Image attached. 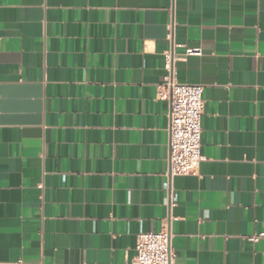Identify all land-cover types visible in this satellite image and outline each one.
Here are the masks:
<instances>
[{
	"label": "crops",
	"instance_id": "crops-1",
	"mask_svg": "<svg viewBox=\"0 0 264 264\" xmlns=\"http://www.w3.org/2000/svg\"><path fill=\"white\" fill-rule=\"evenodd\" d=\"M173 46L205 159L169 177ZM162 230L175 264H264V0H0V264H128Z\"/></svg>",
	"mask_w": 264,
	"mask_h": 264
},
{
	"label": "built area",
	"instance_id": "built-area-1",
	"mask_svg": "<svg viewBox=\"0 0 264 264\" xmlns=\"http://www.w3.org/2000/svg\"><path fill=\"white\" fill-rule=\"evenodd\" d=\"M183 46V45H175ZM200 47H186L185 56L201 55ZM176 56L174 46L165 52V68L168 73L160 92L169 101V169L168 176L187 175L199 170L205 159L202 152V119L205 114L204 86L200 84L181 83L175 79ZM169 189V183L165 184ZM176 195L171 198L175 205ZM260 233L252 237H263ZM176 253L171 248V233L141 231L137 237L136 254L128 264H175Z\"/></svg>",
	"mask_w": 264,
	"mask_h": 264
}]
</instances>
